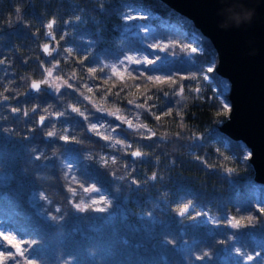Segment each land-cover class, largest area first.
<instances>
[{
	"label": "trees",
	"instance_id": "trees-1",
	"mask_svg": "<svg viewBox=\"0 0 264 264\" xmlns=\"http://www.w3.org/2000/svg\"><path fill=\"white\" fill-rule=\"evenodd\" d=\"M129 7L146 15L138 23L152 25L159 38L153 42H174L167 52L148 50L162 60L145 70L147 75L176 77L187 97L179 104L174 103L178 97L173 86L137 79L135 73L125 74L123 82L115 77L106 82L93 79L111 74V66L118 64L124 51L142 46L143 33L124 31L120 17ZM51 20L58 52L45 58L41 47L48 42L45 27ZM195 34L200 33L192 22L159 0H0V225L10 228L18 240L34 241L22 245L24 256L34 264H262L264 252L248 262L235 248L254 254L264 247V214L257 211V206L264 207V185L254 181L249 159L236 147L243 144L217 127L228 116L221 110L219 95L220 82L226 80L215 70L206 73L213 59L216 65L217 54L208 39L197 40ZM196 45L203 51L192 53ZM88 68L97 71L88 73ZM48 70L53 71L50 81L59 76L74 87H52L30 95L31 83L45 80ZM205 74L210 79L205 80ZM183 76L196 78L180 79ZM121 88L124 91L117 96ZM108 89L111 94L105 95ZM145 93L153 97L148 104L155 106L152 111L160 120L134 107L143 103ZM93 104L121 115L141 113L140 119L156 136L143 139L121 126L132 147H109L88 130V122L108 116ZM70 105L90 120L71 113ZM168 109L172 114L163 115ZM60 112L64 115L55 118ZM40 116L47 117L41 126ZM48 125L57 133L52 141L45 140ZM64 133L79 143L60 140ZM137 149L144 156L133 160L130 153ZM92 186L99 190L92 191V197L111 200L110 206H95L106 211L81 212L74 207L81 201L88 204L85 189ZM186 204L191 206L182 216ZM248 215L259 216L254 226H225L227 218ZM52 216L63 219L54 221ZM3 244L0 252H15L6 241ZM203 251H210L211 258L196 260ZM17 261L26 264L19 256L4 264Z\"/></svg>",
	"mask_w": 264,
	"mask_h": 264
},
{
	"label": "water",
	"instance_id": "water-1",
	"mask_svg": "<svg viewBox=\"0 0 264 264\" xmlns=\"http://www.w3.org/2000/svg\"><path fill=\"white\" fill-rule=\"evenodd\" d=\"M159 1L192 22L212 43L217 54L215 72L230 84L227 101L231 111L217 127L226 137L241 142L252 153L249 163L253 179L264 185V0ZM241 6L246 18L237 26L231 16L240 11ZM47 25L49 41L46 44L51 54L43 51L46 44L41 48V54L51 58L57 54L58 44L54 25L51 29ZM50 85V81L49 85L41 84L40 90H50ZM37 92L29 88L30 95ZM122 126L128 129L126 124ZM53 139L45 138L46 141Z\"/></svg>",
	"mask_w": 264,
	"mask_h": 264
},
{
	"label": "snow or ice",
	"instance_id": "snow-or-ice-1",
	"mask_svg": "<svg viewBox=\"0 0 264 264\" xmlns=\"http://www.w3.org/2000/svg\"><path fill=\"white\" fill-rule=\"evenodd\" d=\"M101 9H103V4L100 5ZM79 19V17L77 18ZM121 21H122V25H125L126 27L124 28V31H131L133 29H136L138 32L143 33L144 34V38L141 42V47H136V48H129L128 50L124 51L123 53V58L119 59L118 64L117 65H112L111 66V74H109L106 77H93V79H101L103 82H106L107 80L118 78L119 80H121V82H123L125 80V74L131 76L132 73H135L136 76L135 78L137 79H142V80H146L148 82H152L153 84H157V85H170L173 86L174 88V94L176 97H178V99L176 101H174V103L179 104L180 99H187L186 96H184V91H185V86L183 84H179L177 85V79L176 77H173L172 75H168V76H158V75H147L146 72L148 70L145 69H153L158 65V62H161L162 57L160 55H150L148 50H151L152 53H159V52H167V50L171 47H174L175 44L174 42H169V43H164L163 41L160 42H153V41H157L159 38L157 37V35H154V29L152 28L151 24L148 23H138V21L141 20H146L147 17L144 14H139L136 13L132 10L131 7H129L128 11L123 12L121 17H120ZM55 21H50L49 24L47 25V28L51 29L54 25ZM195 39H199L198 36L194 37ZM143 45H146V48L143 47ZM43 51L46 53H49V46L46 44L43 48ZM66 51H68L69 53L72 52V49H67ZM192 53H199L202 52L203 49L202 48H196L193 47L190 50ZM51 54V53H49ZM86 59V57H85ZM164 59V58H163ZM0 63H3V61H0ZM81 63H83V60H81ZM133 65L135 66H139V67H133ZM58 65H54L53 67H57ZM150 66H154V67H150ZM215 61L214 59L212 60V62L210 63V65L206 68V73H213L215 70ZM97 69L95 68H88L87 72L88 73H94L96 72ZM100 71H103V69H100ZM47 76L49 78L53 77V71L52 70H48L47 71ZM195 76H183L180 77V79H195ZM55 79L57 80H62V83L59 85H50L52 87L55 88H59V87H67L69 89L73 88L74 85L69 83L68 80L63 79L62 77L56 76ZM71 79V78H70ZM204 79L208 80L210 79L209 75L205 74L204 75ZM41 84H45V85H49V80L45 79L42 80L40 82H32L30 87L31 89L35 90V91H39ZM83 87H86L88 92H92L93 91V87L88 86V85H84ZM97 89L101 88V85H96L95 86ZM136 88L139 89L140 85L137 84ZM220 93L219 95L221 97H223L221 99V110L224 113L230 112L231 111V106L230 103L227 101V96L225 95L228 91V83L226 81H221L220 82ZM77 91H79L77 89ZM120 91H124L123 88H121L116 95L119 96ZM195 92L199 93V88H196L194 90ZM111 94V89H108L107 92L105 93V95H109ZM168 92H164V95H168ZM80 95L84 97L85 100H88L89 103H92L91 98L88 96H84L83 92H80ZM153 97L151 95H148L147 93L144 94V99H143V103H135L134 107L136 109H144L150 116H152L155 120H160L161 116L157 115L155 112L152 111V108L155 107L154 105H149L148 101L151 100ZM5 99H7V97H5ZM129 104H133V101H128ZM93 107L95 108V110L97 112H102L105 115H109V116H114V118L116 120H119L120 123L115 124V125H111V124H106L100 120H97L96 122H89L88 123V130L90 132H92L93 134L99 136L101 139L105 140V141H109L110 145L114 147L116 144H120L123 146V148L126 149H130L132 147L131 143H125L124 140H120V139H116L114 136L111 135V133H115L116 130L118 128H120L122 125L126 124L128 129L133 130L134 132H138L141 134V138L143 139H152V137L156 136V133L154 131H152V129H150L146 124L140 123V115L141 113L137 112L135 115V119L137 120L136 124H133V121L131 119H128L127 116L121 118L120 116H117L115 113L112 112H107L105 109L96 107V105L93 104ZM71 111L75 112L78 114V116L82 117L84 121H89L90 117L88 114H86L84 111H81L80 108L76 107L75 105H70ZM12 112H18L19 109L17 108H12L11 109ZM33 111H35V109H33ZM45 111H47V109H45ZM27 111L24 112V115H27ZM172 114V110L168 109L167 111H165L163 113V115L166 116H170ZM219 114V113H217ZM57 116H63L64 113L60 112L56 114ZM177 115H181V112H177ZM47 119L46 116H40L39 117V121L38 123L43 125L45 120ZM101 129H104V131L102 132ZM143 130V131H142ZM65 132H67V129H65ZM148 133L147 136L144 135V133ZM108 133V134H106ZM47 136L49 137H56L57 133L53 130V131H49L47 132ZM60 140H63L65 143H79V141L76 139L75 136H69V135H60L58 137ZM236 147L240 148L241 151L243 153H246V155H244V159H251L252 153L250 151L247 150V148L244 145L238 144L236 145ZM130 155L132 157L135 158H140L144 156V153L142 151H140L139 149L134 150L130 153ZM91 158V157H89ZM35 159H40L39 156H36ZM101 160L106 164L107 158L106 157H101ZM112 162L115 163L116 162V157H112ZM73 165L69 164L67 166L68 171L71 172ZM126 167V165H125ZM229 172L232 171L231 168L228 169ZM72 179H75V177L73 176ZM151 179L155 180L156 176L155 174H153V176L151 177ZM135 183V181H133ZM81 187H83L81 185ZM69 191H71L73 194H75V189L69 187ZM85 191H99L98 189L95 188V186H92L91 188L85 189ZM46 198V197H45ZM111 200H107L105 197L101 196L100 200H96V199H92L90 203L85 204L83 203V201L79 202V203H75L74 207L81 212H86L88 211L90 208L94 211H99V212H104L106 211V207H94V205L96 204H105L106 206H110L111 205ZM190 204H186L184 205L183 209L180 210V215H184L186 212H188L189 208H190ZM56 212H60L59 208L55 209ZM257 211L261 214H264V207L262 206H257ZM149 216L151 215V213L148 214ZM52 220L56 221V220H62L63 217H59L57 218L56 216H52L51 217ZM259 216L256 215H248L246 217H240L239 219L235 216H232L230 218H227L225 221V226L227 227H231L233 229H240V228H247L250 226H254V221L258 220ZM213 223H216V221H213ZM234 239V237H233ZM7 242V245L11 246V248H14L16 251H9L7 252V254L0 252V264H4L5 260H12V261H16L17 256L19 257H24L26 264H34V261L31 259H28L27 257L24 256V251L22 249V245L25 243H34V241L32 242H28V241H23V240H18L16 235L5 229V230H0V247H3L4 244L3 242ZM165 243H170L169 241H164ZM221 243H223V241H220ZM235 252L237 255L244 257V259H246V261L248 262H252V261H256L257 258H261L262 255L261 253L264 252V247L259 248V250H256L254 252V254L252 253H248L245 254L241 251V248L237 247L235 248ZM211 252L210 251H203L202 254L197 255L195 257L196 260L199 261H203L205 260V258H211ZM17 264H20L19 261H17ZM262 264H264V260H262Z\"/></svg>",
	"mask_w": 264,
	"mask_h": 264
},
{
	"label": "rangeland",
	"instance_id": "rangeland-1",
	"mask_svg": "<svg viewBox=\"0 0 264 264\" xmlns=\"http://www.w3.org/2000/svg\"><path fill=\"white\" fill-rule=\"evenodd\" d=\"M133 11L136 12V13H139V12H137V11H135V10H133ZM139 14H141V13H139ZM196 36H198L199 39H201V37H202L201 34H195V37H196ZM199 39H197V40H199ZM195 47H196V48H201V46H199V45H196ZM51 81H52V82H51L52 84L59 85V84H58V80H51ZM226 82L228 83V91H227L226 95H228V93H229V91H230V84H229L228 81H226ZM54 89L59 90L60 87H59V88H55V87H54ZM115 114H116L117 116H120L121 118L127 116L128 119H131V120L133 121V124H136V123H137V120L134 118V117H135L134 114H133V115H121V114H118V113H115ZM110 118L114 119V121L112 122V121L110 120ZM66 120H67V118H66ZM97 120H100V121H102V122H104V123H106V124H111V125L118 124V121H119V120H116V119L114 118V116H109V115L107 116V119L104 118V117H98V118L92 120V122H96ZM139 122H140V123H143L141 119L139 120ZM88 123H89V122H88ZM143 124H145V123H143ZM148 127H149V126H148ZM49 128H50V126L48 125V127L45 128V132H44V133L47 134V132H49V131H53V130H50ZM62 128H63V131H65V129L68 130V127H67V126H64V127H62ZM149 128H150V127H149ZM150 129H151V128H150ZM54 131H55V130H54ZM101 131L103 132L104 129H101ZM142 131H143V130H142ZM91 133H92V132H91ZM92 134H93V133H92ZM106 134H108V133H106ZM63 135H65V133H64ZM93 135H94V134H93ZM111 135L114 136L116 139L124 140V135H123L122 131H121L119 128L116 130L115 133H111ZM124 141H125V140H124ZM107 143H108V146H109V145H110V142L107 141ZM125 143H130V141H125ZM109 147H112V146H109ZM112 148H114V149H120V148H123V146L120 145V144H116V145H115L114 147H112ZM247 150H248V149H247ZM248 151H249V150H248ZM245 155H246V153H245ZM91 192H92V191H88V193H89V199H90V201H89L88 203H90L92 199H96L95 197H92V196H91V194H90ZM96 200H97V199H96ZM261 200H262L263 203H264V194L262 195ZM97 205H98V204L94 205V207L97 206ZM185 214H186V213H185ZM204 219L209 220V217H208V216H205ZM5 229L11 231V229L8 228V227H6L5 225H0V230H5ZM13 250H14V248H13ZM0 251H1V250H0ZM17 257H18V256H17Z\"/></svg>",
	"mask_w": 264,
	"mask_h": 264
},
{
	"label": "clouds",
	"instance_id": "clouds-1",
	"mask_svg": "<svg viewBox=\"0 0 264 264\" xmlns=\"http://www.w3.org/2000/svg\"><path fill=\"white\" fill-rule=\"evenodd\" d=\"M244 18H246V16L242 6L240 11L234 12L231 16L232 22L236 23L237 26L242 22Z\"/></svg>",
	"mask_w": 264,
	"mask_h": 264
}]
</instances>
